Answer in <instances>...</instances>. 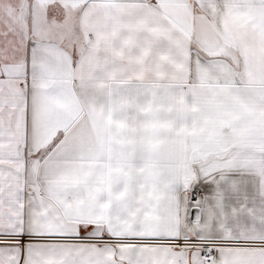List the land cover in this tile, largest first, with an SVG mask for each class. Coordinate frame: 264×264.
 <instances>
[{
    "label": "snow or ice",
    "instance_id": "1",
    "mask_svg": "<svg viewBox=\"0 0 264 264\" xmlns=\"http://www.w3.org/2000/svg\"><path fill=\"white\" fill-rule=\"evenodd\" d=\"M0 264H264V0H0Z\"/></svg>",
    "mask_w": 264,
    "mask_h": 264
}]
</instances>
